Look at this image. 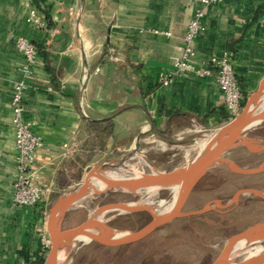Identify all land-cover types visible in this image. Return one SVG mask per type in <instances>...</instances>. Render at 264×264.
I'll return each mask as SVG.
<instances>
[{
  "label": "crops",
  "instance_id": "crops-1",
  "mask_svg": "<svg viewBox=\"0 0 264 264\" xmlns=\"http://www.w3.org/2000/svg\"><path fill=\"white\" fill-rule=\"evenodd\" d=\"M200 1L0 0V264L46 259L35 228L38 210L11 205L17 176L11 100L24 63L13 36L38 50L34 75L26 80L25 117L37 121L35 132L45 143L36 163L49 212L55 198L84 179L97 153L137 142L181 144L230 121L214 76L185 72L168 87L159 84V74L182 56ZM29 6L44 18L42 26L27 22ZM203 23L194 65L230 53L249 97L264 79V0H225L207 10ZM109 48L119 61L107 58Z\"/></svg>",
  "mask_w": 264,
  "mask_h": 264
},
{
  "label": "water",
  "instance_id": "water-1",
  "mask_svg": "<svg viewBox=\"0 0 264 264\" xmlns=\"http://www.w3.org/2000/svg\"><path fill=\"white\" fill-rule=\"evenodd\" d=\"M263 103L264 79L249 95L242 112L217 130L197 158L186 166L171 171H160L154 167L147 155L141 152L143 159L151 169L149 174L144 173L139 179L107 177L106 175L132 158L134 150L138 152L134 149L119 158L88 167L82 184L59 196L49 209L46 227L51 239V247L44 264H75L78 253L87 247L116 249L138 243L176 220L203 216L210 212L230 211L239 205L242 196L245 195L264 201L263 191L255 188H241L235 192L227 204H222V201L217 200L200 210L185 211L196 187L216 167H223L228 172L241 176L264 173V160L258 166L245 167L228 156L237 149H243L252 155L264 153V139L251 136L253 132L264 128L262 126L264 109L261 108ZM136 147L139 149L138 142ZM96 183L104 184L105 189L97 191ZM152 189H155L154 192H149L144 199L164 190L172 191L167 199L162 200L164 203H170L173 192L177 191L174 206L165 216L158 215L157 212L153 213L148 207L133 208L127 203H114L98 207L91 216L77 226L64 228L68 213L89 197L101 196L110 191L139 193ZM120 210L121 212H118L116 216L105 219L106 214ZM139 212H146L151 217L145 225L139 228L116 229L110 224L113 219ZM241 243L245 245L244 252L237 255L236 246ZM257 247L261 250L249 255V251ZM245 255H247L245 258L238 260ZM212 264H264V222L254 224L230 237Z\"/></svg>",
  "mask_w": 264,
  "mask_h": 264
},
{
  "label": "rangeland",
  "instance_id": "rangeland-1",
  "mask_svg": "<svg viewBox=\"0 0 264 264\" xmlns=\"http://www.w3.org/2000/svg\"><path fill=\"white\" fill-rule=\"evenodd\" d=\"M215 132L192 135L181 144L168 143L161 147L158 144L142 143L139 149L134 145L121 152L97 153L94 166L106 160L119 158L137 149L139 153L143 152L147 155L157 170L171 171L195 160L200 154L199 146L210 139ZM251 136L264 139V128L253 132ZM228 156L233 160L240 161L245 167L258 166L264 160V153L252 155L243 149H237ZM139 163L142 165L134 168V165ZM118 170L117 173L110 172L111 175L134 178L137 174L151 172L148 163L140 156H133ZM231 174L233 173L223 167L212 169L192 193L185 211L200 210L217 200L222 201V204H227L235 192L241 188H255L264 192V173L254 176L234 174L239 177L231 176ZM82 182L83 180L74 183L72 188L67 191L77 188ZM147 194L148 190L139 193L110 191L101 196L89 197L68 213L64 228L81 224L98 207L114 203L135 204L144 199ZM170 194V190H164L145 200L157 204L159 201L167 199ZM117 214L116 211L110 212L105 215V219L112 218ZM208 214L201 218L198 216L176 220L166 228L129 246L116 249L84 248L78 253L75 264H115L123 256L126 257L125 264H212L230 237L254 224L264 222V201L245 195L242 196L239 205L234 209ZM150 219L148 213L139 212L113 219L110 224L116 229H136L145 225ZM246 256L238 258V260L240 261Z\"/></svg>",
  "mask_w": 264,
  "mask_h": 264
},
{
  "label": "built area",
  "instance_id": "built-area-1",
  "mask_svg": "<svg viewBox=\"0 0 264 264\" xmlns=\"http://www.w3.org/2000/svg\"><path fill=\"white\" fill-rule=\"evenodd\" d=\"M225 0H201L200 6L196 10L193 18L187 25L183 37V53L176 61L173 70L161 72L159 74V84L168 87L175 78L185 72H192L197 77L205 78L214 76L216 84L223 93L224 104L229 115L230 121L236 118L243 110L244 97L239 86L231 54L224 52L220 56H214L206 61L201 67L194 65L196 57L195 42L199 35L205 30L203 19L207 10L215 5L223 3ZM27 22L42 26L44 18L35 7L29 6ZM155 34L171 36L170 33L152 30ZM14 45L17 52L23 57L24 63L19 67V72L23 78L14 87L11 100L12 106V127L15 138V162L17 176L13 184L14 192L11 205L18 207L36 208L40 215V222L36 223V231L40 235L41 253L47 257L51 239L47 232L48 212L45 205L48 200L47 191L41 182V175L37 166V154L45 147L44 140L35 132L37 121L27 119L25 114V94L29 88L26 80L33 77L34 65L37 61L38 50L27 38L14 35ZM107 58L112 62L119 61L115 50H107Z\"/></svg>",
  "mask_w": 264,
  "mask_h": 264
},
{
  "label": "bare ground",
  "instance_id": "bare-ground-1",
  "mask_svg": "<svg viewBox=\"0 0 264 264\" xmlns=\"http://www.w3.org/2000/svg\"><path fill=\"white\" fill-rule=\"evenodd\" d=\"M211 139V138H210ZM210 139H208V140H206V141H204L200 146H199V149H200V152H202V150L205 148V146L207 145V143L210 141ZM199 145V144H198ZM134 153V156H140L141 158H143L142 157V155H141V153H138V152H135V150L133 151ZM199 152V153H200ZM139 165H142V164H135L134 165V168H136V167H139ZM135 170V169H134ZM113 171H115L116 173L117 172H119V170L118 169H115V170H113ZM144 174V173H143ZM143 174H137L136 175V177H134V178H137V179H139V178H142L143 177ZM110 175V176H109ZM107 177H110V178H119V177H117L115 174L114 175H111V173L110 174H108V175H106ZM95 186H97V191H102V190H104L105 189V185L104 184H102V183H96L95 184ZM154 190L155 189H152V190H148V193L149 192H154ZM172 192V191H171ZM176 195H177V191L175 190L174 192H173V196H174V198L170 201V203H164V202H162V201H159V203H157V204H154V203H152V202H147L145 199L144 200H142V201H140V202H138L137 204H130V206L131 207H133V208H135V207H148V209H150L153 213L154 212H157V214L158 215H161V216H165L166 214H168L169 212H170V210L173 208V206H174V203H175V200H176ZM146 196V195H145ZM151 196V195H150ZM149 198V197H148ZM159 208V209H158ZM114 212V211H113ZM116 212H121V210L120 211H116ZM101 218H102V216H101ZM244 244L243 243H241V244H239V245H237L236 246V253H237V255L238 254H241V253H243L244 252V250H243V248H244ZM261 250V248L260 247H257L255 250H253V251H249V255H251V254H254V253H256V252H258V251H260Z\"/></svg>",
  "mask_w": 264,
  "mask_h": 264
},
{
  "label": "trees",
  "instance_id": "trees-1",
  "mask_svg": "<svg viewBox=\"0 0 264 264\" xmlns=\"http://www.w3.org/2000/svg\"><path fill=\"white\" fill-rule=\"evenodd\" d=\"M34 2H37V0H33ZM243 97H244V102H243V107H244V105H245V103H246V100H247V98H248V96L247 95H245V94H243ZM96 126V125H95ZM110 126L111 125H109L107 128H110ZM237 163H239L241 166H242V163L240 162V161H238V160H235ZM231 176H237V175H234V174H231ZM237 177H239V176H237ZM203 181V180H202ZM201 181V182H202ZM200 182V183H201ZM207 216L209 215V214H206ZM206 215H204V216H199L200 218L201 217H205ZM125 260H126V257L125 256H123V257H121V259L120 260H118L115 264H125Z\"/></svg>",
  "mask_w": 264,
  "mask_h": 264
}]
</instances>
